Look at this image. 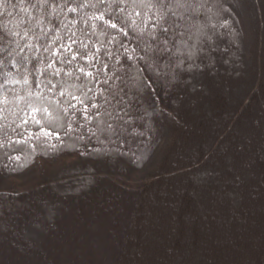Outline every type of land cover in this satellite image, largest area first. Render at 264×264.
<instances>
[{
	"label": "trees",
	"instance_id": "1",
	"mask_svg": "<svg viewBox=\"0 0 264 264\" xmlns=\"http://www.w3.org/2000/svg\"><path fill=\"white\" fill-rule=\"evenodd\" d=\"M260 3L0 0V264H264Z\"/></svg>",
	"mask_w": 264,
	"mask_h": 264
},
{
	"label": "rangeland",
	"instance_id": "2",
	"mask_svg": "<svg viewBox=\"0 0 264 264\" xmlns=\"http://www.w3.org/2000/svg\"><path fill=\"white\" fill-rule=\"evenodd\" d=\"M253 2H254V4H255V6L257 7V9H258V14H259V17L261 16V0H253ZM235 7V6H234ZM235 9L237 10V7H235ZM218 15L217 16H221V14L220 13H217ZM237 14H241L240 12H238V10H237ZM200 16H202V15H200ZM241 16H245V15H241ZM243 21H244V18H243ZM243 21H242V19L239 17V20L237 21L240 25H241V27H242V29H243V32H245V35H244V38H243V40H242V42H241V46L239 47L240 48V50H241V56L243 55L244 57H246V55L247 54H250V52H251V50H252V52L254 51V45H253V48H252V43L250 42V41H252L251 40V38H252V36L254 37L255 35H254V33H253V30L252 29H254V24H253V22H254V20H251V18L250 17H248V16H246V20H245V22H246V24L247 25H244V23H243ZM262 17L261 18H259V21H258V24H261V26H262ZM264 22V21H263ZM257 24V28L259 27V25ZM200 29V28H199ZM205 29V28H204ZM248 39V40H247ZM243 43H244V45H243ZM185 54H187V55H189L190 57H192V58H195V57H198V53H199V49L198 48H192V46L191 47H187V48H185V52H184ZM240 53H239V56H240ZM250 57H251V55H250ZM253 57V56H252ZM247 59V58H246ZM171 104V103H170ZM164 107H165V105H164ZM160 115H159V113L158 114H155L154 116H153V118H154V120L157 122L160 118ZM67 163H70L71 165L74 163V161L72 160V158H68L67 159V161H66ZM86 162V161H85ZM57 167H59V165H57L56 167L55 166H52V169H54V168H57ZM145 168H147L146 170H152V167H151V162L150 161H148L147 163H146V165H145ZM107 171V170H106ZM105 171V172H106ZM108 171H110L109 170V168H108ZM103 173H101V175H102ZM106 174V173H105ZM107 176H109L108 178H111L112 180H117V182L118 183H120V185H122V182L123 181H125L126 183H129V185L130 186H134L135 184H137L136 182H138V181H135V180H126L123 176H122V174H114V173H110V174H106ZM108 229H105L104 231H107ZM109 231V230H108ZM107 231V232H108ZM107 244V243H106ZM105 248V247H104ZM199 259H201V260H204L205 259V257H200ZM206 260V259H205ZM219 260V259H218ZM236 261H238V260H236ZM219 262V261H218Z\"/></svg>",
	"mask_w": 264,
	"mask_h": 264
},
{
	"label": "snow or ice",
	"instance_id": "3",
	"mask_svg": "<svg viewBox=\"0 0 264 264\" xmlns=\"http://www.w3.org/2000/svg\"><path fill=\"white\" fill-rule=\"evenodd\" d=\"M166 30V29H165Z\"/></svg>",
	"mask_w": 264,
	"mask_h": 264
}]
</instances>
